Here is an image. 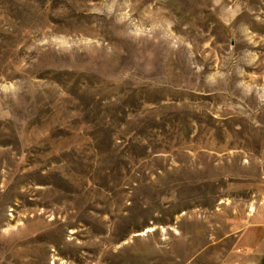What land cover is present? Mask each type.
<instances>
[{"label": "rangeland", "instance_id": "374dc122", "mask_svg": "<svg viewBox=\"0 0 264 264\" xmlns=\"http://www.w3.org/2000/svg\"><path fill=\"white\" fill-rule=\"evenodd\" d=\"M253 221L264 0H0V264H264Z\"/></svg>", "mask_w": 264, "mask_h": 264}, {"label": "crops", "instance_id": "0c3cea01", "mask_svg": "<svg viewBox=\"0 0 264 264\" xmlns=\"http://www.w3.org/2000/svg\"><path fill=\"white\" fill-rule=\"evenodd\" d=\"M251 226V230L250 228L245 229L243 232L237 235L235 238V245L236 247H239L240 251L244 250L248 254H256L260 251V255H262L264 252L263 227L261 228L260 225H258V223L255 221H253ZM232 234L235 235V231H232ZM261 259H263V256H260L259 263H256L254 259H250L245 261L243 264H261Z\"/></svg>", "mask_w": 264, "mask_h": 264}]
</instances>
